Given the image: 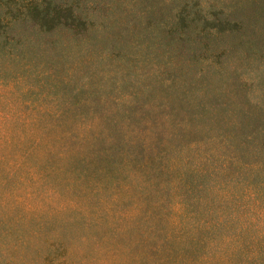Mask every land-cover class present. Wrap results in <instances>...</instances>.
<instances>
[{"label":"rangeland","instance_id":"374dc122","mask_svg":"<svg viewBox=\"0 0 264 264\" xmlns=\"http://www.w3.org/2000/svg\"><path fill=\"white\" fill-rule=\"evenodd\" d=\"M0 264H264V0H0Z\"/></svg>","mask_w":264,"mask_h":264},{"label":"trees","instance_id":"16d2710c","mask_svg":"<svg viewBox=\"0 0 264 264\" xmlns=\"http://www.w3.org/2000/svg\"><path fill=\"white\" fill-rule=\"evenodd\" d=\"M0 45H1V43H0Z\"/></svg>","mask_w":264,"mask_h":264}]
</instances>
